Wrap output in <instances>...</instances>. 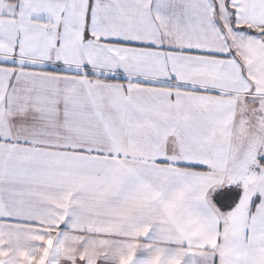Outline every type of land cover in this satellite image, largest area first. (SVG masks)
I'll return each instance as SVG.
<instances>
[{"label": "snow or ice", "instance_id": "obj_1", "mask_svg": "<svg viewBox=\"0 0 264 264\" xmlns=\"http://www.w3.org/2000/svg\"><path fill=\"white\" fill-rule=\"evenodd\" d=\"M0 264H264V0H0Z\"/></svg>", "mask_w": 264, "mask_h": 264}]
</instances>
